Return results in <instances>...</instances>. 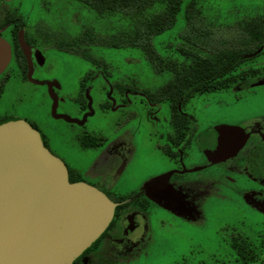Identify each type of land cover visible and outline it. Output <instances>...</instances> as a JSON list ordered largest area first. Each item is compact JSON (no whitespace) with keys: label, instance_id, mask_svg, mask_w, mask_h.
<instances>
[{"label":"flooded vegetation","instance_id":"obj_1","mask_svg":"<svg viewBox=\"0 0 264 264\" xmlns=\"http://www.w3.org/2000/svg\"><path fill=\"white\" fill-rule=\"evenodd\" d=\"M0 18H8L4 9L0 10ZM10 26L13 25L5 23L2 33ZM21 28L17 29L16 37ZM42 60L36 52L24 54L21 49L16 53L11 50L0 72L7 64H12L23 79L39 84L38 80L33 78L36 81H32L28 77V72L31 73L37 62ZM237 71L242 74L251 72V69L239 67ZM255 81L256 78L245 84L235 82L226 88L242 90L258 85ZM41 83L50 97L51 115L54 103L56 115L53 117L59 116L57 118L79 126L87 122L88 116L92 114L88 97L84 96V105L75 102L81 113L79 118H72L56 111L57 84L52 83L50 88L45 80ZM178 87L180 85L166 82L150 89L134 82L106 81L101 85L104 95L101 107L120 112V119L114 122L112 131L103 133L89 130L73 136L80 153L91 152V157L82 160V165L54 154L66 166L70 182L88 183L115 204L112 218L98 237L94 249L83 250L70 264H108L110 259L119 260L124 256L135 255L154 238V224L158 226L166 223L172 224L176 231L183 228L186 240L184 248L187 249L183 264H264L262 230L256 232L259 241L254 242L250 240L251 234L239 226L243 223L240 219L239 224H232L230 228L219 219H216L214 227H202V224L210 222L204 203L223 197L224 192L234 194L235 201L245 206L241 212L233 213L234 217L243 216L244 212L264 217V125L250 122L243 128L235 124V129L220 134L217 129L220 124L205 125L198 118L196 113L199 105L190 100L196 94L184 97ZM83 91L86 92L85 87ZM141 113L147 123L143 142L151 149L155 159L160 160L161 167L157 171L131 173L129 165L136 151L135 141L125 128H117ZM65 116L81 123L68 121ZM14 118L22 119L36 129L47 147L44 133L35 121L20 116H4L0 122ZM223 137L226 140L224 148L220 145V138ZM206 231H213L220 240L224 234L226 237L230 235L227 239V256L219 254V246L209 249L202 247L201 236H205Z\"/></svg>","mask_w":264,"mask_h":264},{"label":"rangeland","instance_id":"obj_2","mask_svg":"<svg viewBox=\"0 0 264 264\" xmlns=\"http://www.w3.org/2000/svg\"><path fill=\"white\" fill-rule=\"evenodd\" d=\"M188 1V0H186ZM202 13L198 23L209 31L207 46L204 50L218 48L231 43L240 32L244 18L264 12V0H198ZM7 12L10 21L19 18L23 23L22 32L30 43V51L40 54L42 62L31 71V77L39 84L32 83L20 76L15 65L7 64L0 72V118L20 116L35 121L39 130L44 133L49 150L67 161L82 165L91 157V152L81 151L76 146L73 136L85 131H112L114 122L120 119V112L105 109L101 85L106 81L137 83L144 88H155L166 83L170 77L168 70L158 72L139 48H113L92 43L89 49L97 63L83 59L80 55L59 49L55 43L67 40L86 28H93V34L106 35L125 24L118 16L98 15L94 10L77 0H0V10ZM19 19L18 22H19ZM3 21L0 18V26ZM8 22L15 25L18 22ZM184 9L177 14L174 24L164 32L152 37L158 55L163 59H179L177 53L182 46L184 33H187ZM3 28V26L1 27ZM10 42L9 29L0 32ZM199 31L196 34L199 35ZM184 34V35H183ZM192 33H190L191 35ZM201 34V33H200ZM183 35V36H182ZM182 36V37H181ZM194 40L200 43L193 34ZM11 45V44H10ZM202 46V45H201ZM241 67L251 69L252 79L264 76V52L257 54L243 63ZM8 75V76H7ZM7 76V77H6ZM43 80L56 83L58 104L56 111L72 118H79L80 111L75 102L84 105V96L90 97L92 114L83 126L63 121L50 114V97ZM95 84V85H94ZM54 87V85H53ZM85 87V91H83ZM100 88V90L98 89ZM199 105L197 116L205 125L235 124L246 128L251 122L264 125V83L252 85L242 90L227 88L215 89L196 94L190 98ZM206 105V106H205ZM144 115L138 114L134 119L125 122L117 130L125 128L135 141L129 171L145 172L160 169L161 162L156 160L143 141L146 138L147 123ZM157 168V169H156ZM234 194L226 192L223 197L213 198L204 203L209 223L202 227H214L216 219L223 225L231 227L239 224L245 232L250 233V240L259 241L256 232H264V217L259 218L244 212L243 216L234 217L233 213L245 209L244 204L235 201ZM167 206V205H166ZM236 206L239 208L237 209ZM240 219L241 221H239ZM172 224H154L155 236L139 253L117 259H110L108 264H183L187 249L183 228L176 231ZM201 236L204 249L219 246V254L227 256L229 236L220 240L213 231H206ZM217 237V239L215 238ZM94 249V248H92Z\"/></svg>","mask_w":264,"mask_h":264},{"label":"water","instance_id":"obj_3","mask_svg":"<svg viewBox=\"0 0 264 264\" xmlns=\"http://www.w3.org/2000/svg\"><path fill=\"white\" fill-rule=\"evenodd\" d=\"M17 42L24 54H30L22 28ZM10 54V43L0 35V70ZM28 77L36 81L30 72ZM263 83L264 76L256 78L255 84ZM51 113L56 115L54 103ZM217 129L225 134L235 126ZM225 143L220 138L222 148ZM114 205L96 187L70 182L64 163L29 123L17 118L0 122V264H70L107 227Z\"/></svg>","mask_w":264,"mask_h":264},{"label":"trees","instance_id":"obj_4","mask_svg":"<svg viewBox=\"0 0 264 264\" xmlns=\"http://www.w3.org/2000/svg\"><path fill=\"white\" fill-rule=\"evenodd\" d=\"M102 16H118L125 20V24L114 32L106 35L93 34V28H86L75 36L56 42L59 49L80 55L83 59L92 63L97 60L91 56L90 45L92 43L113 48H139L145 57L158 72L168 70L170 77L167 83L180 85L178 91L182 96L202 93L216 88H226L235 82L241 84L252 80V71L239 73L237 68L251 58L246 54L252 53L262 47L264 52V12L244 18L240 24V32L234 41L218 48L204 50L207 46L209 31L199 26L202 10L198 0H77ZM184 9L187 25V33H184L182 46L177 53L179 59H163L154 48L152 37L164 32L171 27L179 11ZM19 18L10 21L3 19L5 23L18 22ZM23 23L20 21L10 26L11 50L20 52L16 32ZM199 31V35L196 32ZM190 33H192L190 35ZM195 37L200 43L194 40ZM181 36V37H182ZM88 42L90 45L86 44ZM202 45V46H201ZM97 238L88 248H94Z\"/></svg>","mask_w":264,"mask_h":264}]
</instances>
